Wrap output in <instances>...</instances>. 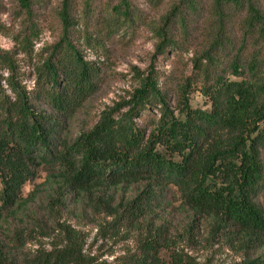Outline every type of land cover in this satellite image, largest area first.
<instances>
[{"label": "trees", "instance_id": "16d2710c", "mask_svg": "<svg viewBox=\"0 0 264 264\" xmlns=\"http://www.w3.org/2000/svg\"><path fill=\"white\" fill-rule=\"evenodd\" d=\"M165 1L169 10L155 30L157 55L192 54L191 72L174 91L176 105L151 71L130 100L103 110L90 129L70 141L63 135L67 122L96 92L99 79V68L85 60L75 41L104 50V41L117 30L127 34L143 18L129 4L113 5L111 0L109 11L95 19L88 2L85 14L91 12L97 24L89 36L88 25L85 32L76 30L82 25L73 16L74 0H58L54 8L60 40L36 51L37 6L48 10L55 1H17L14 47L0 48V219L18 209L23 188L42 167H60L68 186L85 195L93 209L114 217V223L145 215L152 193L126 205L99 193L122 183L153 180L177 187L187 204L229 235L231 245L235 242L244 253L235 264H264V252L259 254L264 248V208L258 201L264 197V0L151 4L160 7ZM18 55L27 60L29 71L22 70ZM195 83L201 84L209 110L190 104ZM151 109L160 117L138 123ZM58 227L36 220L32 229L16 228L9 243L0 241V264H102L87 255L79 232ZM36 229L40 237L58 230L65 240L26 252ZM159 246L145 241L140 254L125 256L120 264H158ZM176 263L188 262L178 257Z\"/></svg>", "mask_w": 264, "mask_h": 264}, {"label": "rangeland", "instance_id": "374dc122", "mask_svg": "<svg viewBox=\"0 0 264 264\" xmlns=\"http://www.w3.org/2000/svg\"><path fill=\"white\" fill-rule=\"evenodd\" d=\"M17 1L0 0V48L4 50L14 47L11 34L19 30V21L15 18ZM54 1V5L48 10L37 6L40 34L36 51L60 40L61 24L54 8L58 0ZM109 1L111 0H74L73 16L82 25L76 30L85 32L83 27L88 25V35L91 36L97 24L91 21V12L85 14L86 3L91 2L93 17L97 19L103 11H109ZM112 1L113 5L129 4L140 18L142 16L143 21L136 20L127 34H124L123 28L117 30L110 39L104 41V50L99 49L98 45L90 48L81 39L75 41L85 60L99 68V79L96 92L67 122L63 135L69 141L80 132L90 129L103 110L130 100V95L142 80L148 78L151 71H154L158 87L170 98L172 106H175L177 100L174 91L180 86L183 77L191 72L190 52L182 55L179 51L168 52L160 56L156 53L160 39L155 30L162 21L161 17L169 10L166 1L160 7L152 6L151 0ZM18 56L22 70L29 71L27 60L23 55ZM26 82L28 86H33L32 80L27 79ZM189 99L194 109H210V102L201 92L199 83L190 87ZM150 117L158 119L160 115L157 110L151 109L137 122L149 124ZM160 150L166 152L163 148ZM174 159L179 158L174 156ZM149 193H152L151 203L145 215L134 222L126 219L122 223H114V217L93 209L85 195H77L68 186L60 167H42L37 177L27 182L23 188V199L18 209L1 217L0 241L9 243L16 228L32 229L38 220L49 227L71 226L81 234L87 255L102 264H120L123 257L140 254L145 241L149 245H160L158 264H177L178 257L184 258L187 264H235L241 261L244 253L238 250L235 242L231 245L229 235L217 231L214 220L187 204L177 187L172 184L140 180L122 183L99 194L113 195L117 204L126 205L137 197L144 201ZM258 201L264 208V197H260ZM37 230L32 231L34 238L26 244V252L37 250L41 246L50 249L54 245H62L65 240L63 232L59 233L58 230L48 237H40ZM263 252L264 248L259 254Z\"/></svg>", "mask_w": 264, "mask_h": 264}]
</instances>
